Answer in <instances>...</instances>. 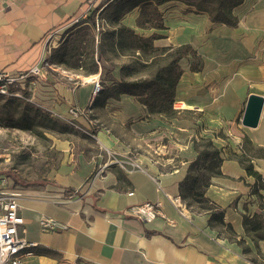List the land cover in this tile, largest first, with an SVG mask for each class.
<instances>
[{
    "label": "crops",
    "instance_id": "obj_1",
    "mask_svg": "<svg viewBox=\"0 0 264 264\" xmlns=\"http://www.w3.org/2000/svg\"><path fill=\"white\" fill-rule=\"evenodd\" d=\"M96 10L109 11L100 34L102 66L110 65V74L102 67L75 87L44 71L30 80L31 103L62 115L65 123L77 121L107 154L91 157L66 140L59 147L71 151L47 180L16 189L25 220L21 235L37 244L25 264H264V241L255 243L243 225L244 214L264 217L259 197L264 203V190L238 160L245 147L264 148V106L256 128L242 124L249 96L264 98V0L236 7L237 27L213 23L207 13L169 1L159 6L163 28L139 26L141 7L127 13V0H0V70L16 74L39 66L50 55V43L77 33L83 27L77 23ZM127 29L143 38L159 36L154 47L191 44L202 56L199 72L191 71L187 59L180 61L184 73L175 91L176 117L151 115L131 94L107 97L109 88L132 79L122 70L132 57L127 47H119L127 44ZM95 79L103 87L97 95ZM200 138H210L223 158V176L212 179L206 196L224 210L225 222L244 240L248 254L211 227L209 214L187 208L181 198L180 184L197 157L194 142ZM251 159L264 182V158ZM145 202H159L162 215L150 222L132 216L130 208ZM42 217L69 228L43 232Z\"/></svg>",
    "mask_w": 264,
    "mask_h": 264
},
{
    "label": "trees",
    "instance_id": "obj_2",
    "mask_svg": "<svg viewBox=\"0 0 264 264\" xmlns=\"http://www.w3.org/2000/svg\"><path fill=\"white\" fill-rule=\"evenodd\" d=\"M169 1H180L198 12L207 13L213 23L237 27L239 20L234 15L233 10L245 0H127V13L140 6L141 14L137 21L139 26L163 28V18L159 11V6ZM98 10L90 18L95 27L94 16ZM122 16L115 17L116 21ZM125 30L124 28L121 30L119 37H123ZM157 37L159 36L143 38L136 35L132 30L127 29V44H119V47L121 49L127 47V55H130L131 59H136L134 63L127 65V68H122L123 73L127 69L125 75H127V78L132 79L123 80L119 86L109 88L110 92L107 97L119 98L121 94H131L147 106L151 115L174 118L179 112L174 109L175 91L184 73L180 61L187 59L190 62L191 71L199 72L203 68V58L191 44L171 45L162 48L154 47L152 40ZM102 46L100 44L97 60L94 58L95 54H92V62L90 67L86 68V75L97 74L102 67L107 70V74H110L111 70H108L104 65L102 66ZM66 56L67 53L65 52L58 60V63H66ZM139 56H143L141 57L142 59ZM78 67L84 69L83 66L79 65ZM139 68L146 69L150 73L136 77L135 75L140 71ZM17 127L20 126L17 125ZM246 141L250 144L249 140ZM194 147L197 157L190 162L189 173L180 184L183 202L189 209L209 214L211 227L224 232L225 237L230 241L239 243L244 253L248 254L250 250L244 246V240L239 239L232 225L225 222L224 210L206 196V191L210 187L212 179L223 176L221 170L223 158L220 155V150L214 146L210 138H200L194 142ZM245 148L246 152L239 156L238 160L247 174L256 179L257 186L264 190L263 178L254 170L251 159L252 157L264 158V148L253 145ZM119 178H122V175L119 174ZM259 197L261 200L260 206L264 209L263 197L261 195ZM243 218L245 231L251 239L255 243L264 241V217L260 214H254L253 216L244 214Z\"/></svg>",
    "mask_w": 264,
    "mask_h": 264
},
{
    "label": "rangeland",
    "instance_id": "obj_3",
    "mask_svg": "<svg viewBox=\"0 0 264 264\" xmlns=\"http://www.w3.org/2000/svg\"><path fill=\"white\" fill-rule=\"evenodd\" d=\"M108 12V10L104 13L102 11L101 14L94 16L96 27L90 19L87 20L89 18L87 16L77 23V25H83L77 33L69 36L64 34L60 39L62 41L49 44L48 49L51 52L50 55H47L48 64L44 71L56 75L58 79H67L64 81L75 87L88 82L86 68L90 67L92 54H95L94 58L97 60V52L100 51L102 39L100 33L103 32V27L106 28L103 19L106 21ZM98 25H100V29L97 30ZM65 52L67 53V62L59 64L58 60ZM107 55L115 58L111 52H108ZM141 57L143 56H139V58ZM122 60L127 61L122 58L119 61ZM130 60L131 64L136 61V59ZM181 64L185 67L186 61ZM79 65L84 69L78 67ZM106 66L107 69L110 68V65ZM139 69L136 77L150 73L146 69ZM21 94L22 98L0 96V187L4 182L14 190H21L30 184L47 180L52 169L57 168L66 159L65 154L71 151L68 149L64 151L59 147V144H65L66 140L72 142L70 146L74 151L78 147L85 149L91 157L101 153L107 154L106 150L102 152L95 145V141L90 135L80 129L81 126L77 121H72L73 125L65 123L62 115L58 113L52 115L44 108L31 103L33 87L30 91L27 89ZM178 106L180 104H177ZM87 131L93 134L92 128ZM159 152L163 158L161 162H164L166 159L165 149H161ZM120 161L116 160L115 163L118 166L123 163L124 166L125 162Z\"/></svg>",
    "mask_w": 264,
    "mask_h": 264
},
{
    "label": "built area",
    "instance_id": "obj_4",
    "mask_svg": "<svg viewBox=\"0 0 264 264\" xmlns=\"http://www.w3.org/2000/svg\"><path fill=\"white\" fill-rule=\"evenodd\" d=\"M85 16L84 18H86ZM53 37L49 38V43ZM51 44V43H50ZM48 64L44 59L39 66H35L29 72H18L16 74L7 70H0V96L22 98V92L32 89L31 79L40 76ZM103 89L100 79L93 81V94L97 95ZM77 114V110H71ZM135 169H142L139 164L132 163ZM123 166V163L121 164ZM106 165L101 169L103 171ZM3 181V180H2ZM133 194V193H130ZM19 195L16 190L2 182L0 187V264H25L28 256L32 255V249L37 244L28 241L21 235L24 231L25 220L20 215L18 204ZM173 202L180 204V199L175 198ZM132 216L150 222L162 215L159 202H145L130 208ZM40 227L43 232L65 231L69 225L50 217L40 219Z\"/></svg>",
    "mask_w": 264,
    "mask_h": 264
},
{
    "label": "water",
    "instance_id": "obj_5",
    "mask_svg": "<svg viewBox=\"0 0 264 264\" xmlns=\"http://www.w3.org/2000/svg\"><path fill=\"white\" fill-rule=\"evenodd\" d=\"M263 106L264 98L262 96L255 94L250 95L242 119V124L249 128H256L261 118Z\"/></svg>",
    "mask_w": 264,
    "mask_h": 264
}]
</instances>
